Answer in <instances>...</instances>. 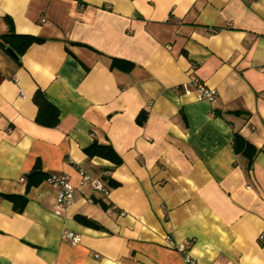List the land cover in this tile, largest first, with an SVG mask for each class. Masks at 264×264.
Masks as SVG:
<instances>
[{"label":"crops","instance_id":"1","mask_svg":"<svg viewBox=\"0 0 264 264\" xmlns=\"http://www.w3.org/2000/svg\"><path fill=\"white\" fill-rule=\"evenodd\" d=\"M10 34L42 41L13 58L0 38V195L25 198L0 196V264H264V0H0ZM52 174L74 188L60 214Z\"/></svg>","mask_w":264,"mask_h":264},{"label":"trees","instance_id":"2","mask_svg":"<svg viewBox=\"0 0 264 264\" xmlns=\"http://www.w3.org/2000/svg\"><path fill=\"white\" fill-rule=\"evenodd\" d=\"M0 38L3 40L2 46L9 47L10 49H12V51L15 53L17 57L21 56L25 52L26 48H28V46H30L32 43H37L42 41V39L40 38H34L28 35H15V34L3 35ZM111 67L127 72L131 69L132 65L122 60L112 59ZM33 100L35 105L38 107L36 122L44 126H50V127L55 126L58 122L57 110L52 105H50L39 92H37L34 95ZM144 119H145L144 114L138 116L137 118L138 124L141 125ZM233 143H234L235 152H241L243 155L248 156V158H251L248 152L249 149H252L251 146L247 143L243 144L242 139L236 134H234ZM86 153L89 156H94V155L103 156L104 158L114 162L115 164L119 162L118 158L115 156V154L113 153L110 147L97 146L95 144H92L91 147L86 150ZM38 176L39 175L37 170L32 171L27 177L29 181V185H36ZM0 196L12 202L14 209L16 211H21L25 203L24 197H18L13 195H0ZM91 226H96V225H91Z\"/></svg>","mask_w":264,"mask_h":264},{"label":"built area","instance_id":"3","mask_svg":"<svg viewBox=\"0 0 264 264\" xmlns=\"http://www.w3.org/2000/svg\"><path fill=\"white\" fill-rule=\"evenodd\" d=\"M182 88L186 92L192 91L197 101L212 102L216 96V92L213 89L206 87L203 83H201L193 76L190 77L189 82L187 84H184ZM81 175L84 181L89 182L94 191L100 192L102 194H107V189L103 186L99 178H90L82 172ZM22 180L23 179H21V181ZM47 181L57 191L55 199V213L60 214L71 204L74 196V188L65 176L52 174L48 176ZM61 237L62 239L67 240L72 244H77L80 242V235L70 231H63ZM178 250L180 252H183L185 250V247L183 245H180L178 247ZM184 262L186 264H192L188 256H184Z\"/></svg>","mask_w":264,"mask_h":264},{"label":"water","instance_id":"4","mask_svg":"<svg viewBox=\"0 0 264 264\" xmlns=\"http://www.w3.org/2000/svg\"><path fill=\"white\" fill-rule=\"evenodd\" d=\"M6 51L13 57V58H17V56L15 55V53L12 51V49H10L9 47L6 48Z\"/></svg>","mask_w":264,"mask_h":264}]
</instances>
